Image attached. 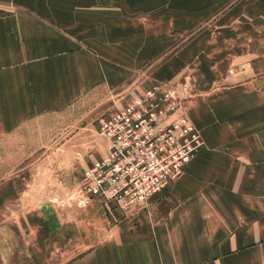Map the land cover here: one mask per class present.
I'll list each match as a JSON object with an SVG mask.
<instances>
[{
  "label": "crops",
  "instance_id": "obj_1",
  "mask_svg": "<svg viewBox=\"0 0 264 264\" xmlns=\"http://www.w3.org/2000/svg\"><path fill=\"white\" fill-rule=\"evenodd\" d=\"M183 72L199 154L130 212L91 199L31 227L33 264H264V0H0V210L31 123Z\"/></svg>",
  "mask_w": 264,
  "mask_h": 264
},
{
  "label": "rangeland",
  "instance_id": "obj_2",
  "mask_svg": "<svg viewBox=\"0 0 264 264\" xmlns=\"http://www.w3.org/2000/svg\"><path fill=\"white\" fill-rule=\"evenodd\" d=\"M193 84L192 75L183 72L176 82L154 88L178 100L196 128L186 108L197 98ZM116 100L106 93L83 98L66 112L31 123L24 136L15 137L14 168L9 172L18 178L21 195L0 210V264H33L25 249L31 227L45 220L52 225L60 218L68 220L91 200L82 196L80 181L85 168L104 152L99 120L129 104L119 107ZM4 173L0 170V177Z\"/></svg>",
  "mask_w": 264,
  "mask_h": 264
},
{
  "label": "built area",
  "instance_id": "obj_3",
  "mask_svg": "<svg viewBox=\"0 0 264 264\" xmlns=\"http://www.w3.org/2000/svg\"><path fill=\"white\" fill-rule=\"evenodd\" d=\"M103 154L81 178L82 196L130 212L178 178L203 148L181 103L153 88L99 120Z\"/></svg>",
  "mask_w": 264,
  "mask_h": 264
}]
</instances>
